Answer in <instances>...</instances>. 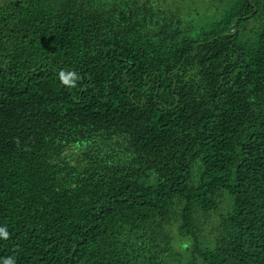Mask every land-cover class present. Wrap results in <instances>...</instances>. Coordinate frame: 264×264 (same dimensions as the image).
Here are the masks:
<instances>
[{
	"label": "trees",
	"instance_id": "16d2710c",
	"mask_svg": "<svg viewBox=\"0 0 264 264\" xmlns=\"http://www.w3.org/2000/svg\"><path fill=\"white\" fill-rule=\"evenodd\" d=\"M0 228V264H264V0H0Z\"/></svg>",
	"mask_w": 264,
	"mask_h": 264
},
{
	"label": "clouds",
	"instance_id": "9594fccd",
	"mask_svg": "<svg viewBox=\"0 0 264 264\" xmlns=\"http://www.w3.org/2000/svg\"><path fill=\"white\" fill-rule=\"evenodd\" d=\"M59 79L60 82L63 85H66L68 87H75L76 81L79 79V77L74 73H65L61 71L59 73ZM8 238V232L5 228H0V239H7ZM2 264H15L14 259L8 258L3 260Z\"/></svg>",
	"mask_w": 264,
	"mask_h": 264
}]
</instances>
